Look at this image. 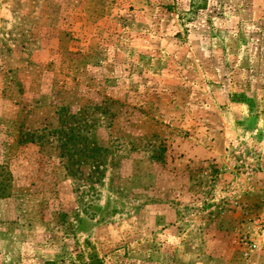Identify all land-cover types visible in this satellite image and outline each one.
<instances>
[{"label": "rangeland", "instance_id": "rangeland-1", "mask_svg": "<svg viewBox=\"0 0 264 264\" xmlns=\"http://www.w3.org/2000/svg\"><path fill=\"white\" fill-rule=\"evenodd\" d=\"M0 264H264V0H0Z\"/></svg>", "mask_w": 264, "mask_h": 264}]
</instances>
